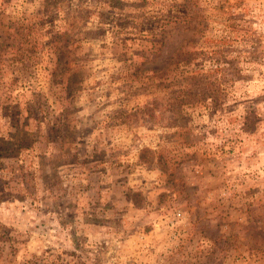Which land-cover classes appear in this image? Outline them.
Returning <instances> with one entry per match:
<instances>
[{"label":"rangeland","instance_id":"obj_1","mask_svg":"<svg viewBox=\"0 0 264 264\" xmlns=\"http://www.w3.org/2000/svg\"><path fill=\"white\" fill-rule=\"evenodd\" d=\"M0 264H264V0H0Z\"/></svg>","mask_w":264,"mask_h":264}]
</instances>
